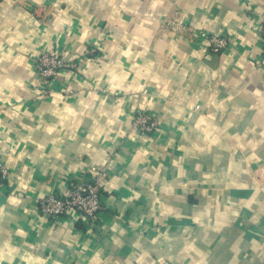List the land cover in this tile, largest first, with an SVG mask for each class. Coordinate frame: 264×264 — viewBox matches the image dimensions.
Instances as JSON below:
<instances>
[{
  "label": "crops",
  "instance_id": "crops-1",
  "mask_svg": "<svg viewBox=\"0 0 264 264\" xmlns=\"http://www.w3.org/2000/svg\"><path fill=\"white\" fill-rule=\"evenodd\" d=\"M259 5L0 0V164L9 175L0 181V264L5 245L19 248L10 264H264ZM57 24L51 51H24L27 33ZM69 32L84 38L79 54L66 45ZM205 34L229 47L210 52ZM43 51L75 63L46 96L28 77ZM132 95L140 106L120 103ZM138 111L157 119V134L129 129ZM101 169L93 226L37 213V197Z\"/></svg>",
  "mask_w": 264,
  "mask_h": 264
},
{
  "label": "built area",
  "instance_id": "built-area-1",
  "mask_svg": "<svg viewBox=\"0 0 264 264\" xmlns=\"http://www.w3.org/2000/svg\"><path fill=\"white\" fill-rule=\"evenodd\" d=\"M172 28V31L174 32ZM259 34L264 43V21L259 26ZM208 43L209 51L219 53L227 50L229 40L225 36L205 34L201 35ZM33 68L39 73V94L51 95L54 89L51 82L59 77L61 71L73 70L75 63L63 61L50 53H44L32 60ZM132 128L138 134L151 137L157 134L159 123L148 113L138 111L132 119ZM8 171L0 164V181L8 180ZM107 178L104 169L69 176L63 180L62 186L53 194H43L35 199L37 213L57 223L65 220L75 224L93 226L102 212V182Z\"/></svg>",
  "mask_w": 264,
  "mask_h": 264
},
{
  "label": "clouds",
  "instance_id": "clouds-1",
  "mask_svg": "<svg viewBox=\"0 0 264 264\" xmlns=\"http://www.w3.org/2000/svg\"><path fill=\"white\" fill-rule=\"evenodd\" d=\"M39 3H42L43 0H38ZM73 7H75V5H72ZM53 8H58V5H53L52 6ZM240 7L242 8H249L251 7V5L249 4H244V5H240ZM5 8V11L8 10V8H10V5L9 4H6L4 6ZM259 10H260V20L264 21V0H260V5H259ZM235 17V13L234 12H230L229 13V18H233ZM57 19L59 20V17H57ZM52 25H48L47 27H45L44 31L41 32L39 28H36V29H33L32 31H30L29 33H27V40H26V43L29 45L28 48L24 49V51L26 52H30L32 55H36L37 54V49L40 47L41 44H46L48 46V50L51 51V44H52V40L50 39L52 35H57L59 36L60 35V26L59 24H57L55 26V32L51 31L50 29H52ZM236 27H244V24L240 22V18H237L236 19ZM250 25H249V29H250ZM83 37L79 36V35H73L71 32H69V35H68V38L66 39V45L67 43H71L72 44V47L73 49H75L76 53L79 54L81 48H83ZM33 40L36 41V43H33ZM77 44L80 45V47L78 48L77 47ZM64 55L67 57L68 56V51H65ZM5 59H8V57L6 56ZM16 63H24L23 60H20L18 59L16 61ZM5 71H7V69H5ZM68 75H71V74H68ZM39 76V73H33L31 70H29L28 72V77L29 78H33V77H38ZM32 82L34 84H37L39 85L40 83V80L39 79H36V78H33L32 79ZM16 84H18L20 87H24V82L20 81V80H17L16 81ZM97 87H99V81H97ZM115 87H118L115 86ZM129 103L132 105V108L134 109L135 107H138L140 106L139 105V101L136 99L135 95H132V96H126L125 99H122L120 101V103ZM127 120L129 121V129L131 130L132 129V125H131V116L129 115L127 117ZM107 127V126H106ZM63 130L62 129H57V133L59 132H62ZM117 135H120V133H118ZM112 139H115V137H112ZM28 187L26 181H22L21 182V191H20V194H23V189ZM14 203H19L18 201H14ZM13 255H19V248L17 247H12L11 249L5 245L4 246V255H3V261H4V264H10V261L12 259V256Z\"/></svg>",
  "mask_w": 264,
  "mask_h": 264
},
{
  "label": "rangeland",
  "instance_id": "rangeland-1",
  "mask_svg": "<svg viewBox=\"0 0 264 264\" xmlns=\"http://www.w3.org/2000/svg\"><path fill=\"white\" fill-rule=\"evenodd\" d=\"M44 53H48V52H46V51H43V52H41L38 56H40L41 54H44ZM37 57V56H36Z\"/></svg>",
  "mask_w": 264,
  "mask_h": 264
},
{
  "label": "trees",
  "instance_id": "trees-1",
  "mask_svg": "<svg viewBox=\"0 0 264 264\" xmlns=\"http://www.w3.org/2000/svg\"><path fill=\"white\" fill-rule=\"evenodd\" d=\"M101 195H103V194H101ZM103 197V196H102Z\"/></svg>",
  "mask_w": 264,
  "mask_h": 264
}]
</instances>
